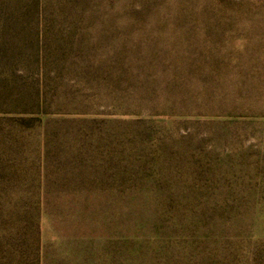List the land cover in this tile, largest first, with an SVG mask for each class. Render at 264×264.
Returning <instances> with one entry per match:
<instances>
[{"label": "rangeland", "instance_id": "obj_1", "mask_svg": "<svg viewBox=\"0 0 264 264\" xmlns=\"http://www.w3.org/2000/svg\"><path fill=\"white\" fill-rule=\"evenodd\" d=\"M0 264H264V0H0Z\"/></svg>", "mask_w": 264, "mask_h": 264}]
</instances>
